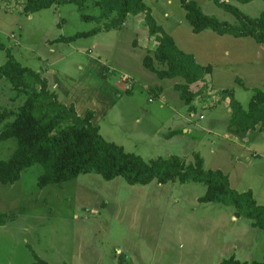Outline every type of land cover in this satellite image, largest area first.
Wrapping results in <instances>:
<instances>
[{
    "label": "rangeland",
    "instance_id": "1",
    "mask_svg": "<svg viewBox=\"0 0 264 264\" xmlns=\"http://www.w3.org/2000/svg\"><path fill=\"white\" fill-rule=\"evenodd\" d=\"M95 1L82 11L67 2L26 13L25 0H0V64L11 56L40 73L68 107L77 103L66 93L86 94L78 99L81 106L97 112L101 135L126 153L146 162L198 157L206 170L221 171L232 189L252 192L264 206V133L259 127L247 134L229 127L232 98L247 109L254 93L264 90V46L250 37L195 33L180 0H143L179 49L211 67L206 82L190 86L203 94L186 104L175 88L185 80L161 79L145 65L147 57L155 69H166L155 59L158 42L144 14L107 29L113 16L83 19L99 13ZM189 1L206 15L238 24L216 0ZM219 1L252 18L264 12L263 0ZM24 100L6 79L0 82V108L15 110ZM16 148L15 139L0 141V161ZM42 174L36 164L17 182L0 184V264H33L36 257L48 264L264 261V230L235 217L232 206L202 203V183L130 185L121 177L82 174L40 187Z\"/></svg>",
    "mask_w": 264,
    "mask_h": 264
},
{
    "label": "trees",
    "instance_id": "2",
    "mask_svg": "<svg viewBox=\"0 0 264 264\" xmlns=\"http://www.w3.org/2000/svg\"><path fill=\"white\" fill-rule=\"evenodd\" d=\"M87 1L91 0H25L24 10L34 13L53 5L74 2L82 11ZM240 1L248 3L252 0ZM180 2L195 33L212 30L220 35L250 37L264 46V12L252 18L236 7L216 0L237 18L238 24L232 25L206 15L194 1ZM95 6L99 13L96 16L83 15V19L103 20L113 16L107 29L125 25L131 15L144 14L150 35L156 37L158 42L155 59L164 63L166 69H155L152 59L147 57L146 67L161 79L180 77L185 80L175 88L186 104L203 94L191 91L190 86L206 82L211 67L202 66L193 54L179 49L174 39L157 24L143 0H96ZM3 79L25 100L15 110L0 108V141L15 139L17 142L10 159L0 161V184L17 182L25 170L36 164L43 168L38 182L40 187L61 185L82 174H96L106 180L121 177L130 185H147L153 181L159 184L202 183L206 186V193L200 199L202 203L232 206L236 211L235 217L244 216L252 220L253 227L264 230V206L257 203L253 193H239L232 189L224 173L206 170L200 158L195 157L193 162H187L173 156L146 162L141 157L126 153L122 147L104 139L99 127L93 124V111L84 117L79 116L73 105L68 107L59 101L45 77L22 66L11 56L5 64H0V82ZM224 93L232 96L230 91ZM230 109V128L247 134L259 127L264 133V90L254 93L247 109L232 98ZM33 264L48 263L36 257ZM221 264H264V261L242 263L232 258Z\"/></svg>",
    "mask_w": 264,
    "mask_h": 264
},
{
    "label": "crops",
    "instance_id": "3",
    "mask_svg": "<svg viewBox=\"0 0 264 264\" xmlns=\"http://www.w3.org/2000/svg\"><path fill=\"white\" fill-rule=\"evenodd\" d=\"M92 58H94V57H92ZM100 67H101V69H103V70L106 72V74L108 73V72H107L108 67H107L104 63H100ZM106 79H107V76H106ZM107 82H108V81H107ZM53 87H54V88L58 87L57 83L54 84ZM111 88H112V90H113V92H114L115 94H117V95H121L120 92H117V91H116V89L114 88V85H113ZM85 96H86V94H84L83 92H82L79 96H77V95H75V96H71L70 92H69V94L66 93V99H69V97H70V98H71L70 101L73 100V101H75V102L77 103V105L75 106V110H76V112L78 113V115H79V116H82V117L86 116L87 113H88L89 111H86V110L88 109L87 106H85V105H82V106H81L82 103H80V101H79L78 99L83 100L82 97H85ZM91 111H92V110H91ZM93 112H94L93 124L96 125V124L94 123V120H95V117L97 116V112H96L95 110H93ZM96 126H97V125H96ZM98 127H99V126H98ZM184 129H185L186 132H190V131H191L190 128H189V129H188V128H184Z\"/></svg>",
    "mask_w": 264,
    "mask_h": 264
}]
</instances>
